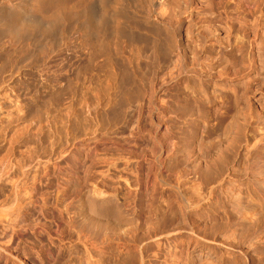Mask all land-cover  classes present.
<instances>
[{"label": "rangeland", "instance_id": "obj_1", "mask_svg": "<svg viewBox=\"0 0 264 264\" xmlns=\"http://www.w3.org/2000/svg\"><path fill=\"white\" fill-rule=\"evenodd\" d=\"M131 2L134 26L128 16L115 17L109 37L74 53L69 66L72 32L48 27L33 0H0V157L28 164V195L36 201L26 204L30 215L9 263L137 261L113 243L83 245L70 222L82 174L100 171L103 155L134 159L141 181L150 177L130 201L141 219L132 234L138 244L150 250L154 231L182 227L198 240L215 239L222 264L264 263V27L257 39V21L236 28L239 59L206 79L189 63L174 67V52L164 47V36L179 29L174 18L173 30L157 37L138 22L148 10ZM20 3L26 11L18 22L34 26L17 31L11 25L20 17L9 7ZM88 54L97 61L89 63ZM6 169L2 200L14 195L13 178L24 180Z\"/></svg>", "mask_w": 264, "mask_h": 264}, {"label": "bare ground", "instance_id": "obj_2", "mask_svg": "<svg viewBox=\"0 0 264 264\" xmlns=\"http://www.w3.org/2000/svg\"><path fill=\"white\" fill-rule=\"evenodd\" d=\"M131 1L133 0H33L31 6L35 13L41 15V19L45 20L48 27L57 26L64 29L65 32L69 31L75 35V41L72 39L74 43L71 41L66 43L65 48V56L71 66L74 53L84 52L85 46H94L109 37L108 30L110 29L108 27L115 17L123 15L122 19L124 16L125 18L128 16L129 21L132 19L131 12H129L133 5ZM136 2L140 3L136 5L134 0L133 3L137 7L140 5L148 10L147 16H142L143 20L138 22L149 32L150 30L155 32L154 35L160 31L165 33L173 30L171 18H174L179 29L176 30V33L172 32L175 35L169 32L167 36H164L166 37L164 47L166 50H173L174 67L185 69L186 64L189 63L198 69L201 78H211L217 72L221 74L228 72L239 59L240 50L234 43L236 28L241 31L245 30L249 19H253L258 22V28L253 37L257 39L263 33L264 0H218L216 2L215 0H136ZM230 4L234 5L235 10L228 9ZM25 6L24 3H20L15 7H9L15 10L17 8L16 13L20 18L14 20L12 25L10 24L17 31L24 26L25 28L34 26L18 22L19 19L24 18L26 10L21 9ZM138 8L142 10V8ZM139 12L138 10L137 14ZM134 13H136V9ZM134 13L132 12V14ZM138 17L136 18L138 19ZM132 20L128 23L134 26ZM125 22L127 23V21ZM125 22L123 21L121 24ZM12 27L9 29L10 31H13ZM163 33L160 35L161 37H163ZM15 34L18 33L15 31ZM253 46L252 43L251 47ZM164 47L162 45L160 49H164ZM81 55L79 54L78 57L80 58ZM254 55L256 54L254 53ZM88 56V62L91 64L98 59V55L88 54ZM8 157L9 155L0 157V229L2 236L0 238V260L3 264H11L9 262L14 258L12 251H15L16 248L12 251L10 249L15 242L21 240L25 232L23 230L26 228L25 219L30 215L25 210L29 208V206L26 207V204L35 201L32 202L28 195L29 190H27L28 170L30 169L26 170L28 164L25 166L14 163L13 165ZM108 157L103 155L98 159L100 171L94 172L91 177L89 176L91 172L87 173L88 170L82 174L83 187L78 189V200L70 220L72 224L69 223L77 229V235L83 245L116 244L118 248L124 249L123 251L131 250V254H129L133 258H137L134 264H181L187 263V261V264H222V256L217 251L215 239L198 240L193 234L189 235V232L187 234L182 227H165L154 231L149 236L150 241L155 244L150 250L149 246L138 244L132 234L140 226L141 219L134 211V203H130V201L131 198L135 200L141 197L140 184L143 182L139 178L141 175L140 164L134 159H123L122 162H118ZM157 161L160 162V158ZM6 168L13 176L21 175L25 181H13L15 179L12 176L10 185L12 184L14 195L11 194L14 197L9 195L8 199L2 200L4 193L1 181L4 179L2 176L6 174L2 172ZM11 178L8 177L10 180ZM149 180L150 177L143 184H149ZM161 182L163 185V181ZM33 187L32 189H34ZM172 187L180 195L179 184L176 183ZM33 233L36 237L39 234L37 231ZM190 243H194L191 250L190 247L186 248ZM197 251L199 260L196 261L197 257L193 259V256ZM184 253L189 255V260L188 258L182 259ZM126 264H133V262L127 261Z\"/></svg>", "mask_w": 264, "mask_h": 264}]
</instances>
